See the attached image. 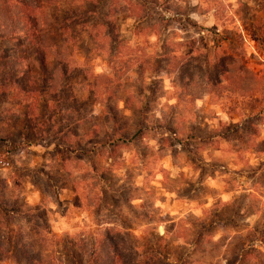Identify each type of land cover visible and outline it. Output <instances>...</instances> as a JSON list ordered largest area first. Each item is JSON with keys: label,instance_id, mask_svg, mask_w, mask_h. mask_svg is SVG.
Listing matches in <instances>:
<instances>
[{"label": "rangeland", "instance_id": "obj_1", "mask_svg": "<svg viewBox=\"0 0 264 264\" xmlns=\"http://www.w3.org/2000/svg\"><path fill=\"white\" fill-rule=\"evenodd\" d=\"M131 1L142 6L139 20L117 10L118 34L99 29L94 41L81 34L67 59L76 77L78 67L111 76L123 60L131 65L119 70L113 94H80L106 129L93 149L66 152L54 137L36 138L22 119H5L12 87L2 59L10 57H0V205L7 209L0 210V264H87L83 245L101 239L100 225L114 235L119 225H141L140 238L165 226L171 260L188 251L190 264H235L245 244L241 264H264V0ZM166 41L169 70L161 61ZM109 54L119 55L112 67ZM67 170L78 176L79 197ZM252 175L250 195L230 192ZM173 223L204 238L187 248L174 240Z\"/></svg>", "mask_w": 264, "mask_h": 264}, {"label": "trees", "instance_id": "obj_2", "mask_svg": "<svg viewBox=\"0 0 264 264\" xmlns=\"http://www.w3.org/2000/svg\"><path fill=\"white\" fill-rule=\"evenodd\" d=\"M103 1L63 0L68 6L67 12H63L60 0H0V43L7 44L0 48V57H10L7 60L2 59L7 68L3 78L4 83L8 82L7 87H12L8 97L10 105L3 107L2 116L9 121L22 119L25 128L36 138H56L58 143L55 147L63 146L66 152H74L76 147L88 143L92 149L103 144L99 137L106 129L91 120L90 113L86 112L84 103H81L83 98L80 94L86 90L93 100L97 93L103 91L110 90V94H113L111 84L118 77L119 70L131 66L127 59L119 64L123 69L113 71L111 76L104 73L90 75L82 67H78L79 76L72 75L73 69L67 59L72 56L75 48L73 43L79 35L83 34L94 41L99 29L107 31L108 34H118L114 29V14L119 10L130 13L137 20L142 16L141 4L131 0L124 1V5L118 3L115 6L111 0L105 14L102 9ZM164 45L166 54L160 60L166 70H169L171 59L168 52L172 50L168 41ZM117 54H109V66L112 67L115 60H118ZM143 64H148V61L143 60L140 67ZM189 79L186 85H191L192 79ZM4 83L0 82V92L5 87ZM236 93L244 96L242 91ZM68 100L72 101L71 105L67 104ZM112 119V115H106L108 122ZM256 135V129L252 128L248 142L254 143ZM105 137L109 138L107 135ZM67 175L71 179L74 193L81 196L78 176L71 174L70 170H67ZM0 210L7 211L2 205ZM14 211L13 207L9 209L11 213ZM177 224L171 225L172 230L176 229L172 232L173 238L182 240L181 243L187 248L197 246L199 237L204 238V234L198 236V229L195 230V237L177 229ZM140 227L141 225H119L114 235L110 228L100 225L103 234L101 239L94 237L90 247L83 245L84 249L90 251L87 264L92 259L101 264H190L188 251L176 260L168 258V250L164 246L166 239L161 235L166 232L165 226L161 231L158 228L151 231L150 238H140L134 234V230H139ZM247 246L244 244L235 254V264L236 261L237 264L245 261L249 255Z\"/></svg>", "mask_w": 264, "mask_h": 264}, {"label": "crops", "instance_id": "obj_3", "mask_svg": "<svg viewBox=\"0 0 264 264\" xmlns=\"http://www.w3.org/2000/svg\"><path fill=\"white\" fill-rule=\"evenodd\" d=\"M129 16H132V15H130V14H128ZM253 177H254V175H252L251 177H248L247 176V178H248V181L245 183V188L244 187H242V186H238V187H235V188H233V190L232 191H230V192H239V190H242V191H245L248 195H250V192L251 191H253V186L255 185V183L256 182H253V181H251L252 179H253ZM249 184V185H248ZM246 185H248V186H246ZM264 206V203L263 202H261L260 203V207H263Z\"/></svg>", "mask_w": 264, "mask_h": 264}]
</instances>
